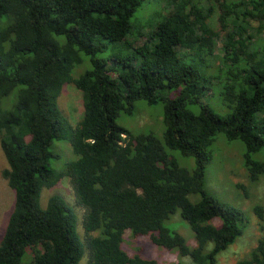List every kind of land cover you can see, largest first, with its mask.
I'll list each match as a JSON object with an SVG mask.
<instances>
[{
    "label": "trees",
    "instance_id": "1",
    "mask_svg": "<svg viewBox=\"0 0 264 264\" xmlns=\"http://www.w3.org/2000/svg\"><path fill=\"white\" fill-rule=\"evenodd\" d=\"M157 1L162 11L141 34L132 21L142 0H0L1 176L14 193L0 264H21L26 250L29 264H78L84 244L87 264H159L128 254L126 231L193 264H216L241 236L245 215L206 193L205 168L222 135L243 146L248 184L264 178V0ZM216 12L222 38L210 26ZM132 35L144 42L133 46ZM84 59L87 68L74 77ZM66 83L81 93L76 125L58 107ZM209 90L226 115L203 102ZM137 101L162 104L161 139L133 136L116 123ZM54 140L74 155L58 170ZM64 177L83 210L85 243L77 211L61 195L40 205L42 189ZM253 211L264 219L261 206ZM176 212L193 232V247L165 225ZM236 264H264V239Z\"/></svg>",
    "mask_w": 264,
    "mask_h": 264
},
{
    "label": "rangeland",
    "instance_id": "2",
    "mask_svg": "<svg viewBox=\"0 0 264 264\" xmlns=\"http://www.w3.org/2000/svg\"><path fill=\"white\" fill-rule=\"evenodd\" d=\"M158 11H162L161 2L142 0L141 7L132 21L134 24L136 19L135 28L139 25L141 26L140 33H147L151 27H146L147 21L151 22L152 17ZM217 15L218 12L211 18L210 26L214 31H218L220 33L219 37L222 38L223 34L219 31ZM129 41L133 43V46H139L144 42V37L132 35L129 37ZM216 42V53L220 54L219 49L222 47V41L219 39ZM106 55L101 54L100 57L104 58ZM87 66L88 64L84 59V62L72 73L74 77L81 70L87 68ZM57 102L59 109L66 116L69 123L76 125L83 113L81 93L71 83H66L61 89ZM203 102L215 113L222 116L226 115L227 109L223 107L219 96L212 94V90L207 91ZM162 112L163 106L161 103L148 106L144 101H137L134 104L133 114L131 116L120 115L116 123L133 136L152 133L158 139H161L163 131ZM50 150L57 156L52 161V167L55 170L63 168L65 164L74 159L72 150L65 141L54 140ZM243 151V146L239 142L228 143L222 135H218L210 148L211 159L205 168L204 189L206 193L219 205L238 209L246 217L241 236L225 251L216 256V264H236L238 261L246 259L258 238L264 239V219L259 220L253 211L256 205L264 209V178H260L254 184H248L244 172L240 167ZM173 155L180 166L190 170L193 168V162L190 159L182 158L178 153H173ZM6 167L7 164L0 149V238L3 236L14 203V193L1 176V172ZM236 184H244L246 186V195L243 191L236 188ZM53 194L61 195L70 205L75 207L78 218V233L81 240L85 243L86 238L82 226L83 210L76 205L70 179L64 177L55 186L42 189L40 195V205L42 208L45 207L48 197ZM165 225L169 230L181 234L186 242L189 243V246L193 247V232L189 225L180 218L179 212L171 216L170 221L165 223ZM91 234L96 235V233ZM123 249L130 255L140 254L146 258H153L159 264H193L189 258H181L175 252L154 247L147 238H135L129 231L124 233ZM88 254L89 252L84 244L83 255L78 264H87ZM30 260L31 252L26 250L21 259V264H29Z\"/></svg>",
    "mask_w": 264,
    "mask_h": 264
}]
</instances>
